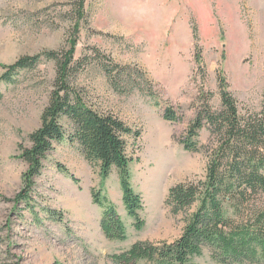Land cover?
<instances>
[{
	"label": "rangeland",
	"instance_id": "rangeland-1",
	"mask_svg": "<svg viewBox=\"0 0 264 264\" xmlns=\"http://www.w3.org/2000/svg\"><path fill=\"white\" fill-rule=\"evenodd\" d=\"M70 1L0 0V65L61 48L71 28ZM85 11L75 57L95 48L116 63L142 68L153 83L154 100L139 91L116 94L95 66L78 76L95 108L115 114L140 133L127 141L133 158L130 183L141 197L144 225L133 228L116 171L101 182L98 167L66 141L55 144L35 178L31 207L16 203L26 169L17 156L39 126L54 77V64L45 62L15 74V83L0 82V264H114L110 255L136 240L173 241L183 230L185 215L171 213L165 203L168 189L205 175L204 149L188 152L179 141L195 115L198 91H212L211 104L217 107L221 69L240 107H261L264 0H85ZM195 46L204 64L202 77L194 63ZM168 105L182 117L179 121L163 119ZM208 137L203 128L199 143L206 144ZM92 189L114 206L126 226L125 240L104 237L99 226L104 208L93 204ZM194 261L219 264L208 248Z\"/></svg>",
	"mask_w": 264,
	"mask_h": 264
},
{
	"label": "trees",
	"instance_id": "trees-1",
	"mask_svg": "<svg viewBox=\"0 0 264 264\" xmlns=\"http://www.w3.org/2000/svg\"><path fill=\"white\" fill-rule=\"evenodd\" d=\"M71 28L65 44L54 50L23 55L0 67V82L15 83L20 71L36 69L52 62L54 77L48 100L39 117V126L28 136L29 145L17 156L26 164L16 203L31 207L35 178L45 168L55 144L75 146L89 164L98 167L101 182L112 170L118 175L121 199L135 230L144 220L140 216L142 200L130 183L127 137H139L121 118L102 112L89 100L87 91L78 84L79 74L88 66L98 67L109 87L119 95L143 92L153 100L156 94L146 71L138 66L116 63L95 48L75 57L82 24L86 23L85 0H71L68 11ZM194 38L196 33L194 32ZM194 63L201 77L205 75L200 49L195 46ZM219 105L211 104L214 94L200 88L195 115L187 124L180 143L185 151L204 149L207 161L205 175L186 180L168 189L165 203L173 215H185L181 234L171 242L136 240L127 249L113 253L114 264H197L195 257L208 248L219 264H264V97L258 111L240 107L228 89L223 71H217ZM1 97V92H0ZM164 120L175 122L178 116L172 106L163 110ZM205 128L206 144L198 141ZM61 172L66 169L57 164ZM93 204L104 208L100 230L109 240L127 237L125 223L110 200L92 189ZM54 217V210L48 211Z\"/></svg>",
	"mask_w": 264,
	"mask_h": 264
},
{
	"label": "bare ground",
	"instance_id": "bare-ground-1",
	"mask_svg": "<svg viewBox=\"0 0 264 264\" xmlns=\"http://www.w3.org/2000/svg\"><path fill=\"white\" fill-rule=\"evenodd\" d=\"M167 160V159H166ZM169 162V161H168ZM167 163V162H166ZM156 169V168H155ZM165 172V171H164Z\"/></svg>",
	"mask_w": 264,
	"mask_h": 264
}]
</instances>
